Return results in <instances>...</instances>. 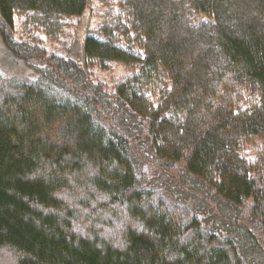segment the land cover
I'll return each mask as SVG.
<instances>
[{
  "label": "trees",
  "instance_id": "trees-1",
  "mask_svg": "<svg viewBox=\"0 0 264 264\" xmlns=\"http://www.w3.org/2000/svg\"><path fill=\"white\" fill-rule=\"evenodd\" d=\"M93 1L0 0V36L37 74L0 71V264H254L162 185L198 179L264 256V0H118L83 40L86 66L132 69L110 91L35 34Z\"/></svg>",
  "mask_w": 264,
  "mask_h": 264
},
{
  "label": "rangeland",
  "instance_id": "rangeland-1",
  "mask_svg": "<svg viewBox=\"0 0 264 264\" xmlns=\"http://www.w3.org/2000/svg\"><path fill=\"white\" fill-rule=\"evenodd\" d=\"M117 3L118 0H107V2H105V0H94L92 6L87 8L84 14L69 17L65 20L64 31L56 39L50 38L47 34L41 31L35 33L36 36L39 37L38 40L40 43L46 47L50 54L55 53L62 55L67 59L74 60L78 66L81 64V66L86 69V77L89 80L88 82L92 84L100 83L106 91L112 90L116 84L132 74V69L117 61L107 62L106 67L100 65L86 66L84 62L83 40L87 35L100 36L99 30L101 28L104 14L109 7L117 8ZM20 18V16L17 17L16 24L22 20ZM21 30L22 29L18 25L17 30H15V33L13 34L14 40L20 41L26 38ZM121 45H123V43H121ZM0 71L8 81L13 82L25 81L37 77L36 72L33 71L24 60L16 57L11 52L10 48L3 42L1 36ZM81 73V80H86L84 69L82 68ZM165 80L164 70L160 68L156 79L149 80L144 89L157 101L158 90L156 89L159 87V84ZM126 120L127 121H124L126 125L136 128L133 117L127 115ZM255 147L256 144L254 143H250L247 146L251 155H253ZM162 186L166 188L169 196L171 192V196L174 200L184 201L201 211L205 216H211V222L214 227L216 229L221 228L227 237L230 236L238 244L241 250L244 248L250 255L249 257L252 263L264 264L263 254L254 247L253 243L244 232L231 222L235 219L236 210L224 200H219L218 207H216L213 199L208 196L209 191H207L202 182L190 176L184 183L185 190L183 191L173 186L172 183H170V185Z\"/></svg>",
  "mask_w": 264,
  "mask_h": 264
}]
</instances>
